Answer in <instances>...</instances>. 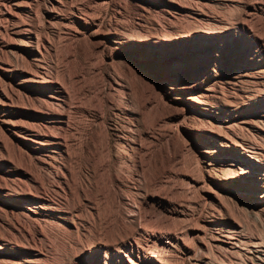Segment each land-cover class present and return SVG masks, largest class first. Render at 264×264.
Here are the masks:
<instances>
[{
  "label": "bare ground",
  "instance_id": "1",
  "mask_svg": "<svg viewBox=\"0 0 264 264\" xmlns=\"http://www.w3.org/2000/svg\"><path fill=\"white\" fill-rule=\"evenodd\" d=\"M213 6L232 7L235 26L223 20L228 16L215 15L218 10L210 12ZM129 10L137 16L130 21ZM151 16L177 26L184 22L185 30L172 24L161 28L160 18L148 29ZM260 16L264 0H0V264H164L163 255L155 257L135 235H145L154 250L158 243L172 247L179 243L175 229L163 232L144 224L156 226L185 210L153 209L170 202L153 189L171 169L146 174L151 143L145 141L164 136L159 130L155 135L156 126H144L146 107L165 111L155 119L147 109L156 124L174 123L165 136L180 137L181 149L194 157L201 180L185 171V194L201 183L234 187L245 195L262 190L264 196V102L253 106L257 99L251 96L241 103L234 99L239 104L220 103L223 90H216L213 74L234 68L242 81H264V70L252 64L254 56H264V32L258 36L252 28ZM243 39L254 50L229 53ZM187 73L200 78L186 81ZM149 83L152 90L145 91ZM239 111L247 116L239 119ZM237 124L254 142L236 135ZM217 220L204 221L202 229L211 228L218 249L238 252V259L247 245L261 258L259 242L244 245L233 228Z\"/></svg>",
  "mask_w": 264,
  "mask_h": 264
},
{
  "label": "rangeland",
  "instance_id": "2",
  "mask_svg": "<svg viewBox=\"0 0 264 264\" xmlns=\"http://www.w3.org/2000/svg\"><path fill=\"white\" fill-rule=\"evenodd\" d=\"M212 7V6H211ZM228 7H214L213 6V10L210 8L209 9V11L210 12H215V13H217L216 11L218 10V14H215V15H217V16H220V18H222L223 16H228V17H226V19H225V17H223L222 19L223 20H225L228 24H231V26H235V22H236V16H237V12H236V15L234 14V9L231 7H229L230 8V10H229V8L227 9ZM222 9V10H221ZM227 9V10H226ZM212 10V11H211ZM222 12H221V11ZM224 10H226V11H224ZM229 10V11H228ZM129 11H130V13H129ZM128 11V13H127V17H126V20H132L133 18L135 19L137 16H136V12L135 11H133V10H129ZM231 11V12H230ZM131 12H134V13H131ZM224 12V13H223ZM226 12V13H225ZM228 12L230 13L229 15L230 16H232L233 18H231L229 15H228ZM233 12V13H232ZM219 13H220V15H219ZM226 14V15H223V14ZM232 13V14H231ZM130 14V15H129ZM134 15V17L132 16V15ZM234 15V16H233ZM129 16V17H128ZM158 17V18H157ZM230 17V18H229ZM234 17H235V19H234ZM129 18V19H128ZM152 20H151V19ZM155 18L156 19H159V20H155ZM258 18H260V20H258ZM256 17V22H258V21H261V22H258V23H264V20L262 21V18L264 19V16L263 17ZM156 21L157 23H158V21H160L161 22V24H160V22L157 24L159 27H161V28H167V27H170V25H171V27L174 29V26H175V29L176 30H181L182 31V29L183 30H185L183 27L185 26L186 27V24L184 23V22H178V26L177 25H175V24H177V23H168V22H163V20L161 19V17L160 16H151V17H149V23L151 22V23H153V24H147L146 26H147V28L148 29H151L153 26L152 25H154L155 24V22L154 21ZM234 20V21H233ZM229 21H230V23H229ZM233 23H232V22ZM256 22H254L253 24H252V28H253V31L255 32L256 31V34H259L258 36H262L263 35V32H264V24L262 23V24H258L257 23V25L259 26V28H257V26H256ZM163 23V24H162ZM165 23V24H164ZM183 23V24H182ZM182 24V25H181ZM185 24V25H184ZM233 24V25H232ZM255 24V25H254ZM184 25V26H183ZM254 25V26H253ZM261 25V26H260ZM263 26V27H262ZM151 27V28H150ZM170 27V28H171ZM179 27V28H178ZM180 27H181V29H180ZM255 27V28H254ZM263 31V32H262ZM261 34H260V33ZM264 36V35H263ZM262 36V37H263ZM264 38V37H263ZM230 42H232V40H230V39H228ZM245 40L246 39H243V40H241L240 42H238V43H233V47L234 48H232L231 47V49H230V52L229 53H237L240 49H247V50H252L254 47H252V45L249 43L248 44V42L246 41L245 42ZM234 41V40H233ZM254 50V49H253ZM252 64L254 65V66H260V67H258L259 68V70H264V56L263 55H257V56H254V61L252 62ZM259 70H258V72H259ZM195 71V70H194ZM215 73H216V75H215ZM235 73H236V71L234 70V68H225V70H221V69H214V76L216 77V79H217V81H218V84H217V87H216V90L218 91V90H220L221 88V86H222V89L221 90H223V91H218V93L220 92V96L222 95L223 96V94H224V96L222 97L221 96V98H220V103H222V102H225V103H227V102H230L229 100H231V104H234V102H235V104L237 103V104H239V103H241V102H245L247 99L246 98H251V96L253 97V98H256L257 99V101H256V103L253 105V106H257V105H259V104H261L262 102H264V101H261L260 99H261V97L264 95V81L263 82H261V83H259V85H258V83H256V82H254L253 83V81H251V80H241L240 78H239V76H235ZM199 75L198 74H195V73H187L186 74V76H185V78H186V81H191V80H197L198 78H200V77H198ZM232 76H235V78L234 77H232ZM230 77H232V80H230L229 78ZM230 80V81H229ZM226 81V82H225ZM240 81V82H239ZM248 81V82H247ZM135 82V83H134ZM222 83V85H221V83ZM243 82V83H242ZM244 82L246 83V84H244ZM248 83V84H247ZM249 83L251 84V85H249ZM131 84H132V86H138L137 85V83H136V81L135 80H132L131 81ZM232 84H233V86H232ZM235 84H236V86H235ZM254 84V85H253ZM262 84V85H261ZM152 84H150L149 83V85L147 86V90H145V91H151L152 90V86H151ZM229 86H231V87H229ZM244 86V87H243ZM251 86H252V88L254 89V91H252L253 89L251 88ZM227 89H226V88ZM235 87H237L236 89H235ZM246 87V88H245ZM249 87V88H248ZM258 89H257V88ZM260 87V88H259ZM234 88V89H233ZM251 89L250 91L249 90H242V89ZM255 88H256V91H255ZM262 88V89H261ZM229 89V90H228ZM237 90V94H236V96L234 95L235 94V91ZM226 91V92H225ZM231 91V92H230ZM243 91V92H242ZM249 91V92H248ZM260 91V92H259ZM262 91V92H261ZM229 92H230V97H228V95H229ZM258 92H259V94H258ZM232 93V94H231ZM256 94L255 96L254 95H252V94ZM228 94V95H227ZM232 95H234V96H232ZM249 95V96H248ZM259 95V96H258ZM244 96V97H243ZM242 97V98H241ZM222 98H224V99H222ZM229 99V100H228ZM236 101H239V103L238 102H236ZM226 100V101H225ZM228 100V101H227ZM241 100H243V101H241ZM258 100H260V101H258ZM233 106V105H232ZM234 106H237V105H234ZM149 108V110L151 109V110H153V111H151V113L149 112V110L147 111V109ZM248 108V107H247ZM146 109V110H145ZM145 109H143V110H145V111H142V116L146 113V115H144L142 118L144 119L143 120V122L145 123V125L143 124V122H142V124L144 125V126H147V124H150V125H148L147 126V128H149V129H154L155 128V126H156V128L159 126H161L160 128L158 127V129H154V132H156V134L155 135H159V132H158V130L159 131H163L164 132V136L161 134V132H160V134L162 135V136H157V137H159V138H155V140H151V138H150V140L148 141V140H146L145 142H149V143H151L152 144V142H153V144L151 145V144H147L148 145V147H149V149L151 150L150 152H151V158L150 157H148L147 159L148 160H151L152 159V157H153V159L151 160V161H148L147 159H146V165H147V172H146V174L148 175V177L150 178L151 176H149L150 175V173H151V175H153L156 171L155 170H159V169H161V167H162V169L163 168H165V169H167V168H170L171 170V175L169 176V177H167L165 180H163V182L161 183V184H159V185H157V186H155L154 187V189L153 190H156V189H158L157 191H154V192H156V193H163V194H161V196L162 197H164L165 199H167V201L169 202V204H166L165 205V207H161L160 205H155L154 207H153V209L154 210H162L163 211V209L165 210V209H170V210H172V209H179V210H181L182 208V210L184 211V213H185V215H179V216H177V215H171V216H166V218H163L162 219V221L160 222V221H158V222H155V224L154 225H156V226H153V224H151L150 225V223H148L147 225H146V223L144 224V227H146L147 229L150 227V226H152L151 228H155V229H160V230H162L163 229V232H164V230L165 231H175L177 234H178V238H179V243L178 244H176V245H173V244H175V242L172 244L173 246L172 247H169V248H163V247H161L160 246V244L158 243V244H156V246H159V247H156V249L154 250V248H155V245H151V244H149L150 243V241L148 240V238L145 236V235H139V234H137V235H135V240L137 239V238H139V239H137L136 240V242L137 243H139V244H145L146 243V245L147 246H150L149 248H148V250L150 251V252H153V254L155 255V257H162V255H163V257H162V260H163V262H164V264H166V261H167V264L169 263V264H226L227 262V264H229V263H231V264H264V259H262V258H264V196H262V190H260V192H255L254 193V195H245L246 193L245 192H243V191H240V190H238V189H234V187H228V186H216V185H214V184H211V185H206V186H203L202 187V185L203 184H201V183H198L197 185H195L194 186V189H195V192H194V190H193V192L192 193H194V194H189V196H188V194H185V192H183V190H182V187L185 185L186 186V180H185V177H184V175H185V173H189L190 172V175H191V173H192V175H194L193 176V178H197V180L199 179V181L201 180L200 179V173L199 172H197V170H198V168L196 169V167H198L197 166V164H196V166H195V163L193 162V161H195L194 160V157H193V155H192V153H190V150L189 151H183L182 149H181V147L182 146H180L181 144L179 143L180 142V140H181V138L180 137H178L177 138V140L176 139H170V138H167V136H165V134H166V131L169 129V127L171 126V127H173L174 126V123H165V122H160L159 124H156L155 123V120L153 121V118H154V116L156 115H158L157 116V118L158 117H160V115L162 116V114L165 112L164 110H161V109H152L151 107H146ZM154 110H155V112H154ZM261 110V109H260ZM157 111V112H156ZM144 112V113H143ZM148 112H149V114L151 115H154L152 118H151V116L148 114ZM153 112V113H152ZM163 112V113H162ZM242 112H244V111H242ZM242 112H238L237 113V115H238V117H239V119H241V118H243V117H245V116H247L245 113H242ZM247 112V111H246ZM157 113V114H156ZM162 113V114H161ZM248 113V112H247ZM160 114V115H159ZM149 117H148V116ZM156 116H155V119H156ZM123 117L124 116H121V117H119V120L120 121H122V119H123ZM146 117V118H145ZM148 117V118H147ZM149 118H151V119H149ZM148 119V120H147ZM124 120V119H123ZM150 120H152V121H150ZM142 121V120H141ZM147 121V122H146ZM165 123V124H164ZM154 125V126H152V125ZM163 124V125H162ZM166 125V127L169 125V127H164ZM152 126V127H151ZM238 126H239V124H237V125H235V127H234V132L236 133V135L238 136V137H241V139L243 138V140L244 139H247V140H244L245 142H254V140L255 139H252V138H254V137H252V136H250L252 133L246 128V127H244L243 125H240L241 126V130L239 129L240 128V126H239V128H238ZM164 129H163V128ZM243 127V128H242ZM163 130H162V129ZM236 128V129H235ZM161 129V130H160ZM244 129V130H243ZM237 130V131H236ZM240 130V131H239ZM240 133H239V132ZM244 133H243V132ZM248 134H247V133ZM241 135H239V134ZM251 133V134H250ZM243 134V135H242ZM248 135V136H246V135ZM250 134V135H249ZM155 135H154V137H155ZM246 136V137H245ZM153 137V136H152ZM249 137H252L251 139L249 138ZM165 139V140H164ZM250 139V140H249ZM157 140V141H156ZM159 140V141H158ZM150 141H152V142H150ZM162 141H163V143H162ZM172 141V142H171ZM175 142V143H174ZM177 142H178V144H179V146L177 145ZM258 142H259V140H258ZM154 143L156 144V145H154ZM158 143V144H157ZM160 143V144H159ZM165 143V144H164ZM177 145V146H174V145ZM163 145V146H162ZM164 145H166V148H164L165 146ZM167 145L169 146V148H171L170 150L172 151H170L169 150V148L167 147ZM152 146L154 147L153 149H151L152 148ZM171 146H174V150H173V147H171ZM157 147H158V149L160 150L158 153H157V151H158V149H157ZM180 147V148H179ZM155 149H156V151H155ZM165 151V153L164 152H162L163 150ZM167 149H168V151H167ZM179 149H181V150H179ZM162 150V151H161ZM175 150H176V152L177 153H175ZM156 152V153H155ZM162 152V153H161ZM171 152V153H170ZM181 152H182V154H183V156H182V154H181ZM161 153V154H160ZM170 153V154H169ZM173 153V156L171 155ZM186 153H187V155L189 156V158H188V156L186 155ZM154 154V155H153ZM158 154V155H157ZM160 154V155H159ZM166 156H165V155ZM190 154V155H189ZM161 155H163V156H161ZM167 155L169 156V159L167 158ZM155 156V157H154ZM183 157V158H180V157ZM190 156H192V157H190ZM156 157H158L159 158V160H158V158H156ZM164 157V158H163ZM176 157V158H175ZM157 159V160H154V159ZM172 158V159H171ZM179 158V160L177 161V159ZM193 158V160H191ZM163 159L165 160L164 162H166V161H168V162H166V163H164V162H162L163 161ZM180 159H181V161H180ZM189 159L192 161H190L189 162ZM175 161L174 163H176V165L172 162V161ZM155 161H156V163H155ZM148 162H149V164H151V165H149L148 164ZM154 162V163H153ZM158 162H161L162 163V165L160 164V163H158ZM171 162V163H170ZM181 162V163H180ZM179 163V164H178ZM189 163V164H188ZM192 165H191V164ZM171 164V165H170ZM173 164V165H172ZM151 166V167H149V166ZM156 165V166H155ZM194 165V166H193ZM158 166H160V167H158ZM172 166V167H171ZM180 166V167H179ZM190 168H189V167ZM193 166V167H192ZM154 167H155V169H154ZM150 168V169H149ZM154 170H153V169ZM157 168V169H156ZM175 168L177 169V170H175ZM193 168V169H192ZM184 169V170H183ZM194 169H196V170H194ZM193 170V172H191ZM148 171H150V172H148ZM173 171V172H172ZM176 171V172H175ZM179 171V172H178ZM185 171H187V172H185ZM196 171V172H195ZM199 171V170H198ZM149 173V174H148ZM195 173H196V175H195ZM179 174V175H178ZM181 174V175H180ZM187 175H189V174H186V176ZM200 175V176H199ZM175 176H178V177H175ZM229 176H231V175H229ZM229 176H220V178H226V177H229ZM173 177V179H171ZM175 177V178H174ZM181 179V180H180ZM169 180H170V182L171 183H169ZM173 180H174V182H173ZM176 180V181H175ZM179 180V181H178ZM177 181L179 182V183H177ZM169 184H168V183ZM180 182H182L181 184H180ZM184 182H185V184H184ZM174 183V184H173ZM170 184H171V188H170ZM178 185V187H179V189L177 188V186H175V185ZM201 184V185H200ZM161 185V186H160ZM163 186V187H162ZM176 188H175V187ZM184 186V187H185ZM174 187V188H173ZM183 187V188H184ZM159 188H160V190H159ZM198 188H202V189H198ZM151 189V188H150ZM175 189H178V190H176L175 191ZM152 190V189H151ZM161 190H163L162 192H161ZM165 190V191H164ZM170 190H172V191H170ZM171 192H172V194H171ZM175 192V193H174ZM167 193V194H166ZM184 193V194H183ZM171 194V195H170ZM164 195V196H163ZM167 196V198H166V196ZM170 195V196H169ZM179 195H180V197H179ZM181 196H184V197H181ZM188 196V199L190 200V202L188 201V199L186 198ZM198 196V197H197ZM169 197H170V199H169ZM171 198H172V201H171ZM181 198V199H180ZM182 198H184L185 199V201L184 200H182ZM180 201V202H182V204L180 203V205H177V203L179 202L178 200ZM186 200L188 201V202H186ZM193 200H194V202H193ZM176 201H177V203H176ZM173 202V203H172ZM196 202V203H195ZM200 203V205H198L199 203ZM222 202V203H221ZM191 203V204H190ZM179 204V203H178ZM185 204V205H184ZM188 204V205H187ZM189 204H190V206H189ZM193 204V205H192ZM221 204H222V206H221ZM185 206H187V207H185ZM193 206V207H192ZM156 207V208H155ZM173 207V208H172ZM180 207V208H179ZM208 207V208H207ZM210 207V208H209ZM205 208V209H204ZM219 208V209H218ZM187 209V210H186ZM208 210V211H207ZM216 210H219V212L218 211H216ZM231 212V213H230ZM207 213V214H206ZM217 213L219 214V215H217ZM192 214V215H191ZM201 214V215H200ZM203 214V215H202ZM188 215V216H187ZM191 215V216H190ZM200 215V216H199ZM205 215V216H204ZM210 215H212V216H210ZM216 215V216H215ZM176 216V217H175ZM196 216V217H195ZM205 218H204V217ZM214 216V217H213ZM219 216V217H218ZM171 217H172V220H171ZM188 217V218H187ZM195 217V218H194ZM218 217V218H217ZM175 218V219H174ZM177 218V219H176ZM179 218V219H178ZM183 218V221L181 220L180 221V219H182ZM186 218V219H185ZM193 218V219H192ZM190 219H192V220H194V221H192V220H190ZM219 220V223L220 224H222L225 228H228V229H230V228H233V229H230L231 230V232L232 231H234V232H232L233 234H235V236H234V238H236L237 240L239 239V241L241 240L242 241V243L243 242H245L246 241V243L248 242H255V243H258L259 242V246H260V249H262V256H261V258L259 257V256H256V254H253V252L249 249V247L246 245V247L245 246H242V247H244L245 248V250L247 249L248 251H246V253L245 254H243V255H237V256H239V258L238 259H236V254H238V252H235V251H228V254L227 253H224V252H227V251H223L221 248H219L218 249V245L216 244V242L213 240V235H214V232L211 230V228H208L207 230H203L202 229V225L204 224L203 222L204 221H213V220ZM163 220H165V221H163ZM171 221V222H169V224H168V222L167 221ZM175 220V221H174ZM217 220V221H218ZM177 221V222H176ZM178 221H179V223H178ZM187 221V222H186ZM192 221V222H191ZM196 221V222H195ZM162 222H164V224L162 223ZM182 224H181V223ZM190 222V223H189ZM162 223V224H161ZM162 226H161V225ZM167 224V225H166ZM173 224H177V226H175V225H173ZM179 224V225H178ZM181 224V225H180ZM183 224H185V225H183ZM149 225V226H148ZM158 225V226H157ZM169 225V226H168ZM183 225V226H182ZM195 225H197V227L195 228L194 226ZM199 225H201V226H199ZM148 226V227H147ZM160 226V227H159ZM170 226H174V227H172V228H170ZM181 226V227H180ZM163 227V228H162ZM180 227V228H179ZM190 227V228H189ZM193 228V230H192V228ZM201 227V228H200ZM222 227V226H221ZM165 228V229H164ZM179 228V229H178ZM182 228H183V230H182ZM185 228V229H184ZM189 228V229H188ZM150 229V228H149ZM168 229V230H167ZM171 229H173V230H171ZM175 229V230H174ZM198 229V230H197ZM180 230V231H179ZM189 230H192V233L190 232V234H186L189 238H190V236H191V238L193 237V235H194V237L192 238V239H187L186 237V235H184L185 234V232L187 233ZM197 230V231H196ZM201 230H203V231H201ZM240 230V231H239ZM183 231V232H182ZM193 231L195 232V233H193ZM205 231V233H203ZM183 233V234H182ZM239 234V235H238ZM182 235V236H181ZM196 235V236H195ZM209 235L211 236V237H209ZM239 237H238V236ZM251 235H252V237H251ZM198 236H200V240H199V238H198ZM205 236H206V238H205ZM247 237V238H246ZM251 237V238H250ZM261 237V238H260ZM143 238V239H142ZM146 238V239H145ZM187 239L186 241H184L185 239ZM250 238V239H249ZM255 238V239H254ZM258 238V239H257ZM182 239H184L183 240V242H181V240ZM208 239V240H207ZM195 240V241H194ZM201 240H202V242H201ZM143 241V242H142ZM188 241H190V243H192V241L194 242V244H192V245H190V244H188L189 242ZM201 243H200V242ZM214 241V242H213ZM262 242V243H261ZM187 243V244H186ZM196 243V244H195ZM247 243V244H248ZM184 244V245H183ZM198 244V245H197ZM215 244V245H214ZM244 244V243H243ZM182 245V246H181ZM186 245H188V247L186 246ZM194 245V246H193ZM197 245V246H196ZM245 245V244H244ZM153 246H154V248H153ZM179 246V247H178ZM185 246V247H184ZM191 246L193 247V248H191ZM200 246V247H199ZM213 246V247H212ZM214 246H215V248H214ZM161 247V248H160ZM175 247H177V248H175ZM151 248V249H150ZM170 248H172L171 250H170ZM192 250H191V249ZM196 249V251H195V249ZM174 249V250H173ZM177 249H179V250H177ZM205 249V250H204ZM152 250V251H151ZM159 250V251H158ZM163 250V251H162ZM201 250V251H200ZM222 250V251H221ZM156 251V252H155ZM203 251H205V252H203ZM250 251V252H249ZM155 252V253H154ZM157 252H159V256H158V253ZM164 252L166 253V254H164ZM176 252V253H175ZM197 252V253H196ZM201 253V254H199V253ZM209 252V253H208ZM230 252H234L235 254L233 255V254H231ZM248 252V253H247ZM157 253V254H156ZM178 253V254H177ZM206 253H208L207 255H205ZM224 253V254H223ZM250 253V254H249ZM161 254V255H160ZM171 255V257H167V256H170ZM197 254H199V255H197ZM210 254V255H209ZM165 255V256H164ZM174 255V256H173ZM213 255H215V256H213ZM224 255V256H223ZM255 255V256H254ZM199 256H200V258H199ZM230 256V257H229ZM165 257V258H164ZM189 257V258H188ZM197 257V258H196ZM211 257V258H210ZM223 257H225V258H223ZM228 259H227V258ZM233 257L235 258L234 260H235V262H234V260H233ZM240 257H241V259H240ZM246 257V258H245ZM248 257V258H247ZM167 258H169V259H167ZM196 258V259H195ZM209 258V259H208ZM232 258V259H231ZM249 259V260H248ZM254 259V260H253ZM257 259V260H256ZM260 261H259V260ZM173 260V261H172ZM221 260V261H220ZM226 260V261H225ZM172 261V262H171ZM237 261H239V262H237ZM241 261V262H240ZM243 261V262H242ZM249 261V262H248ZM254 261V262H253ZM263 261V262H262ZM224 262V263H223ZM234 262V263H233ZM245 262V263H244Z\"/></svg>",
  "mask_w": 264,
  "mask_h": 264
}]
</instances>
